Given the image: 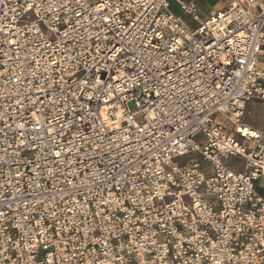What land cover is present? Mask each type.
Listing matches in <instances>:
<instances>
[{
    "label": "built area",
    "instance_id": "1",
    "mask_svg": "<svg viewBox=\"0 0 264 264\" xmlns=\"http://www.w3.org/2000/svg\"><path fill=\"white\" fill-rule=\"evenodd\" d=\"M175 1L0 0V264H264V0Z\"/></svg>",
    "mask_w": 264,
    "mask_h": 264
},
{
    "label": "rangeland",
    "instance_id": "2",
    "mask_svg": "<svg viewBox=\"0 0 264 264\" xmlns=\"http://www.w3.org/2000/svg\"><path fill=\"white\" fill-rule=\"evenodd\" d=\"M197 9L199 11L200 16H208L210 13V10L217 9L219 7L218 0H195ZM170 9L177 14H181V11L179 10L176 1L175 0H169ZM184 22L186 25H188L191 28L192 21L190 20V17H184ZM128 107L130 109L135 108L133 102H128ZM264 107L261 104H248L246 105L245 112H244V122L248 125L254 126V127H261L264 128ZM136 120L138 122H141V116L137 115ZM178 161H182L181 159H178ZM228 164H235V165H241V159L235 156H230L228 159L225 160ZM240 167V166H239Z\"/></svg>",
    "mask_w": 264,
    "mask_h": 264
},
{
    "label": "crops",
    "instance_id": "3",
    "mask_svg": "<svg viewBox=\"0 0 264 264\" xmlns=\"http://www.w3.org/2000/svg\"><path fill=\"white\" fill-rule=\"evenodd\" d=\"M194 2H195V0H193ZM196 3V2H195ZM212 10H214V9H212ZM212 10H210V12L212 11ZM177 14V13H176ZM178 15H180V17H182V19H184V17H186V16H182V14H178ZM202 17H207V16H202ZM250 103H252V104H260V103H258V102H254V101H252V102H249V103H247L246 105H248V104H250ZM264 115V114H263ZM244 120V119H243ZM244 122V121H243ZM245 123V122H244ZM246 124V123H245ZM248 125V124H247ZM248 126H250V127H252V128H255V129H262V130H264V128H261V127H254V126H251V125H248ZM260 191H263L264 192V188H261L260 189Z\"/></svg>",
    "mask_w": 264,
    "mask_h": 264
},
{
    "label": "bare ground",
    "instance_id": "4",
    "mask_svg": "<svg viewBox=\"0 0 264 264\" xmlns=\"http://www.w3.org/2000/svg\"><path fill=\"white\" fill-rule=\"evenodd\" d=\"M241 129H247V132H244V133H252V132H254V130L253 129H251L247 124H244V126L241 128Z\"/></svg>",
    "mask_w": 264,
    "mask_h": 264
},
{
    "label": "snow or ice",
    "instance_id": "5",
    "mask_svg": "<svg viewBox=\"0 0 264 264\" xmlns=\"http://www.w3.org/2000/svg\"><path fill=\"white\" fill-rule=\"evenodd\" d=\"M32 7V5H29V8H31ZM241 131H244V132H247V129H241ZM251 135H256V133L255 132H252V133H250Z\"/></svg>",
    "mask_w": 264,
    "mask_h": 264
}]
</instances>
